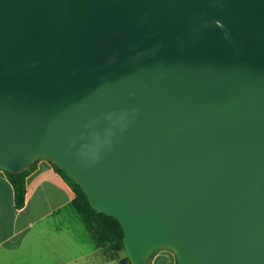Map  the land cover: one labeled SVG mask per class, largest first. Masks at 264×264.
<instances>
[{
    "label": "water",
    "instance_id": "water-1",
    "mask_svg": "<svg viewBox=\"0 0 264 264\" xmlns=\"http://www.w3.org/2000/svg\"><path fill=\"white\" fill-rule=\"evenodd\" d=\"M39 158L131 264H264V0H0V168Z\"/></svg>",
    "mask_w": 264,
    "mask_h": 264
},
{
    "label": "crops",
    "instance_id": "crops-1",
    "mask_svg": "<svg viewBox=\"0 0 264 264\" xmlns=\"http://www.w3.org/2000/svg\"><path fill=\"white\" fill-rule=\"evenodd\" d=\"M25 187L24 205L16 208L0 168V264H120L127 257L95 243L73 206L72 187L48 159L37 160ZM147 264H177L176 254L159 248Z\"/></svg>",
    "mask_w": 264,
    "mask_h": 264
},
{
    "label": "trees",
    "instance_id": "trees-1",
    "mask_svg": "<svg viewBox=\"0 0 264 264\" xmlns=\"http://www.w3.org/2000/svg\"><path fill=\"white\" fill-rule=\"evenodd\" d=\"M37 160L34 161L29 167L20 172L4 171L8 181L12 186L16 208H21L24 205L26 193L25 180L28 173H30L35 168ZM50 163L52 164L53 168L72 187V190L74 192V198L72 201L73 206L82 219L83 223L85 224L92 239L98 246H106L105 251L108 255L116 257L119 251L124 250L123 232L119 222L112 216L105 215L104 213L99 212L91 207L81 187L72 178H70L64 170L60 169L51 161ZM103 218L114 221L119 228V232H110L104 229L101 224V220ZM126 263L131 264L128 256L125 259L120 260V264Z\"/></svg>",
    "mask_w": 264,
    "mask_h": 264
},
{
    "label": "rangeland",
    "instance_id": "rangeland-1",
    "mask_svg": "<svg viewBox=\"0 0 264 264\" xmlns=\"http://www.w3.org/2000/svg\"><path fill=\"white\" fill-rule=\"evenodd\" d=\"M101 224H102V227L110 232H119V228L117 226V224L114 222V221H111L107 218H103L101 220ZM106 248V246L104 247ZM123 254L126 253V251H122ZM127 254V253H126Z\"/></svg>",
    "mask_w": 264,
    "mask_h": 264
}]
</instances>
